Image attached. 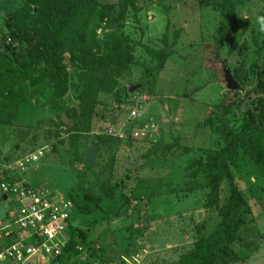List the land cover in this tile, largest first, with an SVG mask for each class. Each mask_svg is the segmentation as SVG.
<instances>
[{"label":"rangeland","instance_id":"obj_1","mask_svg":"<svg viewBox=\"0 0 264 264\" xmlns=\"http://www.w3.org/2000/svg\"><path fill=\"white\" fill-rule=\"evenodd\" d=\"M96 1L114 5L123 0ZM131 1L138 12L134 18L128 8L123 32L133 47V62L114 91L140 87L120 102L113 92L99 93L85 118L78 102L81 81L70 67L65 92L55 97L53 81L39 68V60L24 64L23 56L40 36L34 17L21 12L27 0H0V32L17 34L10 41L13 53L0 49V60L23 62L29 77L13 84L9 96L3 97L17 104V114L9 124H0V158L45 146V156L24 174L27 183L105 202L106 210L75 212L68 223L87 243L78 258L91 259L92 264H101L100 255L109 259L105 264H169L209 235L219 221L217 208L224 204L228 187L222 179L217 205H207L203 165L225 144V134L239 130L246 111L256 106L254 78L264 69V36L257 59L250 42L258 29L256 18L264 15V2ZM144 47L170 49L172 54L160 64ZM155 67L142 87V79L149 77L145 70ZM223 67L232 73L237 90L225 89ZM3 90L6 84L0 83V97ZM72 112L79 116L73 143ZM131 114L139 117L136 126L148 129L152 137H111L91 169H84L79 158L87 146H97L98 127L132 128ZM144 121L151 123L144 127ZM237 158L229 170L248 208L238 243L248 255L232 264H264V178L250 160ZM81 205L95 206L86 200ZM4 210L0 201V216ZM63 237L67 240L66 231ZM71 260L65 255L61 264ZM33 264L45 263L39 259Z\"/></svg>","mask_w":264,"mask_h":264},{"label":"trees","instance_id":"obj_2","mask_svg":"<svg viewBox=\"0 0 264 264\" xmlns=\"http://www.w3.org/2000/svg\"><path fill=\"white\" fill-rule=\"evenodd\" d=\"M33 5L36 6L35 11ZM128 8L135 18L138 7L131 0H123L114 5L101 4L96 0H27L21 7V12L23 15L34 17L40 36H37V42L23 56L27 59L24 64L30 66L34 62L33 59L39 60V68L53 81L55 97L65 92L68 80L66 69L70 67L81 81L78 102L81 116L85 118L90 117L99 93L113 92L117 94L120 102L127 95V89L114 90L118 79L129 70L133 62V47L123 32ZM98 31L100 35L97 34ZM174 34L176 36V33ZM263 36L264 34L258 30L250 36L256 59L261 56ZM6 38L10 41L15 40L17 34L0 32V49L4 54H12L14 49L12 45L10 43L3 45ZM143 49L152 60L160 64L172 54L170 49L162 51L151 50L148 47ZM5 60V62L0 60V83L6 84V90L1 91L0 97L2 125L9 124L17 114V104L9 99L5 100L4 95L9 96L13 84L17 82L20 84L29 79L23 62L7 58ZM157 69L155 67L145 70L144 73L149 77L145 81L142 79V87L150 81L149 78L153 77ZM254 79L256 84L253 93L257 97L256 106L246 111L239 130L225 134V144L216 152L210 153L203 165L208 190L207 205H217L219 183L222 179L227 183V198L224 204L217 208L219 221L207 237L199 239L193 249L184 252L176 261L169 264H232L244 260L248 255L246 250H240L238 247L240 229L248 208L229 168L231 165L236 166L235 161L240 155L250 160L264 178V69L256 74ZM227 108L228 105H225L224 110ZM78 117L74 113L70 115V121L73 123L72 129L69 130L73 132L70 137L71 143L76 137L74 131H77L75 124ZM106 130L105 126L98 127L99 142L95 146L98 151L111 137L123 140L107 134ZM125 133L127 134V131ZM125 139L130 138L127 136ZM79 163L81 164V158ZM63 195L72 204L70 218L75 212L87 213L93 209L104 211L106 208L104 201L96 202L85 195H80V198L66 192ZM83 200L90 201L95 206L91 209L84 208L85 206L81 205ZM68 223L69 220L64 230L67 240L59 256L48 264H61L65 255L72 258L70 264H92L91 259L83 262L78 258L77 254L87 248V243ZM100 256L101 264L109 260Z\"/></svg>","mask_w":264,"mask_h":264},{"label":"built area","instance_id":"obj_3","mask_svg":"<svg viewBox=\"0 0 264 264\" xmlns=\"http://www.w3.org/2000/svg\"><path fill=\"white\" fill-rule=\"evenodd\" d=\"M9 43L6 38L3 45ZM130 122L135 126L121 125L106 133L141 141L152 137L148 129L136 126L140 123L137 115L131 114ZM145 122L144 127L151 123ZM46 152L41 146L16 158H0V201L5 204L0 216V264H33L39 259L47 264L59 256L65 244L63 232L72 213L71 202L62 193L25 180L26 171Z\"/></svg>","mask_w":264,"mask_h":264},{"label":"water","instance_id":"obj_4","mask_svg":"<svg viewBox=\"0 0 264 264\" xmlns=\"http://www.w3.org/2000/svg\"><path fill=\"white\" fill-rule=\"evenodd\" d=\"M222 74H223L225 89H227L228 91L237 90V83H236V80L233 78L232 73H230L229 70H226L223 67ZM139 87L140 86L138 84L128 86L126 88L127 89V93L135 91ZM97 152H98V148L97 147L91 146V145L87 146L86 149H85V152H84V154L82 156V159H81V166L85 167V168H91L93 166V162H94V160L96 158Z\"/></svg>","mask_w":264,"mask_h":264},{"label":"clouds","instance_id":"obj_5","mask_svg":"<svg viewBox=\"0 0 264 264\" xmlns=\"http://www.w3.org/2000/svg\"><path fill=\"white\" fill-rule=\"evenodd\" d=\"M256 23L258 24V32L264 34V15L258 16L256 18Z\"/></svg>","mask_w":264,"mask_h":264}]
</instances>
